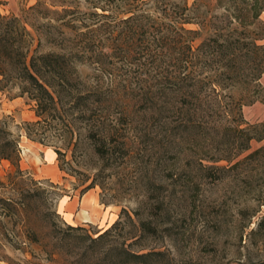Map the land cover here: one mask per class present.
<instances>
[{"label": "rangeland", "instance_id": "374dc122", "mask_svg": "<svg viewBox=\"0 0 264 264\" xmlns=\"http://www.w3.org/2000/svg\"><path fill=\"white\" fill-rule=\"evenodd\" d=\"M186 1L191 5L194 0ZM99 6L110 8L108 0H0V14L17 16L26 25L33 37L31 49L77 52L66 87L70 96L95 86L103 92L99 102L88 101L92 109L86 117L70 102L39 115L35 100L17 84H0V137L15 139L20 149L12 159H0V198L5 200L0 199V264L48 263L47 252L63 242L59 238L68 224L93 236L112 223H105V216L111 220L122 208L133 219L135 209L146 216L156 194L162 200L152 219L156 233L136 247L168 251L178 263L246 264L264 258V242L250 244L246 236L264 213V158L204 177L200 163L229 165L209 159L221 153L214 128L228 122L211 115L187 128L184 113L170 109L174 98L165 81L181 46L173 43L166 27L155 24L159 20L147 19L145 28H135L96 15L102 12ZM147 11L158 16L151 8ZM260 19L264 22V14ZM100 23L101 29L89 31ZM90 37L95 44L87 43ZM257 81L263 92L247 96L252 101L241 107L247 124L264 120V74ZM230 94L242 93L239 87H226L221 101L231 102ZM162 106L167 110L160 112ZM93 130L98 132L91 137ZM103 137L110 146L104 155L98 152ZM262 145L264 138L252 139L235 160ZM53 148L63 169L58 177ZM89 185L94 186L86 194L87 206H80ZM97 197L106 205L104 219L88 223L97 214ZM33 234L38 242L32 241ZM62 258L75 257L65 253Z\"/></svg>", "mask_w": 264, "mask_h": 264}, {"label": "trees", "instance_id": "16d2710c", "mask_svg": "<svg viewBox=\"0 0 264 264\" xmlns=\"http://www.w3.org/2000/svg\"><path fill=\"white\" fill-rule=\"evenodd\" d=\"M171 1L108 0L110 8L99 6L102 12L95 14L114 20L118 18L119 22L140 29L146 27L147 19H153L154 23L155 19L159 20L155 24L160 29L166 27L173 43L181 46L177 56L172 58V70L165 77L166 87L174 98V105L170 109L184 113L187 117L185 126L191 129L197 127L205 116L218 115L228 122L214 128L215 138L220 137L214 140L215 147L221 153L209 159L215 162L225 160L229 165L200 163L204 177L214 178L217 175L215 170L236 168L248 160H262L264 145L241 159H235L249 149L252 139L264 138V120L247 124L241 112L242 105L252 101L245 100L247 96L254 98L263 92L257 80L264 74V43L259 42L264 38V22L260 19L264 14V0H214V5L210 0H194L191 5L186 0ZM218 7L223 9L221 13L214 12ZM150 8L157 11V17L152 18L148 14L147 9ZM164 20H168V23L165 24ZM188 23H196L199 27L186 28L184 25ZM103 25L100 23L89 31L94 33ZM160 32L162 34V30ZM93 37H90L92 40L88 44L96 43ZM196 39L199 42L194 46ZM37 44L39 46L40 42ZM32 45L33 37L20 18L0 14L1 86L17 84L22 93L35 100L39 115L50 112L52 107L57 109L58 104L70 102V107H78L81 117H86V113L92 109L88 101L99 102L103 92L97 86L86 88L83 92L78 90L77 94L71 96L66 92L75 70L77 52H39L38 47L31 49ZM226 87H239L242 94L239 97L230 94L231 102L223 103L221 91ZM159 110L161 112L167 108L162 106ZM96 132L98 130L89 133L93 137ZM221 143L223 149L219 148ZM53 150L58 161L59 151ZM109 150L106 139H102L98 152L104 155ZM17 153L20 155L15 139L0 137V159L10 160ZM17 166L22 170L19 163ZM58 166L63 171L59 162ZM93 186H87L82 194ZM158 195L153 196L157 198L156 202L148 203L146 216H141L142 211L135 209L136 219H133L122 208L108 227L95 232L93 236L84 232L81 226L68 224L59 238L63 242L54 243L53 251L47 252L48 263L44 264H200L178 263L168 251L136 247L144 237L156 233L152 219L162 204ZM122 215H125V219ZM246 236L250 244L264 242V213ZM38 239L33 234L32 241L38 242ZM65 253L73 255L74 260L62 258ZM246 264H264V258L250 260Z\"/></svg>", "mask_w": 264, "mask_h": 264}, {"label": "crops", "instance_id": "0c3cea01", "mask_svg": "<svg viewBox=\"0 0 264 264\" xmlns=\"http://www.w3.org/2000/svg\"><path fill=\"white\" fill-rule=\"evenodd\" d=\"M53 153L54 154H56L55 152H54V150H53ZM55 162H56V169H57V173H56V177H58V175H59V172H61V170L59 169V166H58V162H57V155H55ZM54 167V166H53ZM52 177L53 176H51V175H47L46 174V179H52ZM90 189H93V188H90ZM90 189H88L87 191H85L84 193H83V196H82V198H81V201H80V206H87V201L85 200L86 199V194L89 192V190ZM85 203V204H84ZM96 203H97V207L95 208V211L97 212V214H93L90 218H88L89 220H85V221H87L88 223H94V224H97V223H99L100 222V220H102V219H104V215H105V206L106 205H104L103 203H101V201L99 200V198L97 197V201H96ZM102 205V208H101V210H99V208L98 207H100ZM78 215H79V217H82V216H84V214H81L80 212L78 213ZM96 217V218H95ZM117 218V216L115 217V218H113V219H111L110 220V217H108V216H105V223L106 222H113L115 219ZM94 219H96V221L94 220ZM79 223V222H78Z\"/></svg>", "mask_w": 264, "mask_h": 264}]
</instances>
